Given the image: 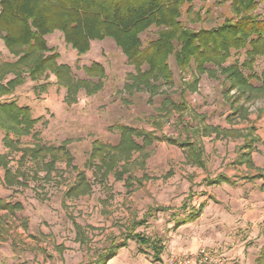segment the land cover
<instances>
[{
	"label": "rangeland",
	"instance_id": "obj_1",
	"mask_svg": "<svg viewBox=\"0 0 264 264\" xmlns=\"http://www.w3.org/2000/svg\"><path fill=\"white\" fill-rule=\"evenodd\" d=\"M190 5L202 16L197 24L187 23L189 17L184 16L185 25L193 30L215 28L233 18L229 0H193ZM257 13L264 18V2ZM157 33L152 28L141 36L145 47L157 39ZM46 40L60 55L58 63L69 65L77 79H87L83 68L93 63L104 67L106 79L101 92L89 97L82 91L72 106L65 103L66 91L57 87L54 75L38 82L28 79L19 87L16 100L20 106L30 107L32 116L42 122L31 136L21 139V146L66 145L73 165L90 180L92 193L66 198L75 172L64 162L57 164L50 177L44 163H28L20 168L21 184L14 186L5 184V171L0 168V199L13 207L0 210V264H96L114 242L128 245L107 264H173L180 256L204 247L218 252L228 264H253L264 247V179L259 178L264 173V96L255 94L245 100L236 90L227 95L221 84L223 76L218 74L215 79L206 74L197 92L187 89L185 99L181 98L186 89L183 81L192 85L197 76L193 70L181 74L171 57L174 84L163 83L159 96L150 101L147 93L125 90L135 70L113 40L92 42L83 56L65 43L61 32ZM0 61H14L1 40ZM263 71L264 59H260L255 72L261 76ZM183 103L185 110L174 106ZM240 106L242 113L235 114ZM119 126L179 143L197 141L206 166L190 165L188 148L157 141L134 155L122 181L110 175L102 185L86 163L96 141L118 144ZM197 126L243 131L258 141L239 136L218 138L215 133L193 137ZM4 137L0 130V158L6 157L16 172L21 154L7 149ZM245 154L251 156L253 168L245 163ZM221 177L231 183L210 184ZM201 206L196 220L180 223ZM133 234L161 239L166 248L162 263L155 260L150 248L129 240Z\"/></svg>",
	"mask_w": 264,
	"mask_h": 264
},
{
	"label": "trees",
	"instance_id": "obj_2",
	"mask_svg": "<svg viewBox=\"0 0 264 264\" xmlns=\"http://www.w3.org/2000/svg\"><path fill=\"white\" fill-rule=\"evenodd\" d=\"M229 1L233 18L215 28L193 30L183 21L185 15L189 17L187 23L202 21L201 14L194 12L190 5L193 0H0V40L14 58L13 62L0 61V130L5 133V147L21 154L20 167L16 172L10 169L6 157L0 158V168L5 171V184H21L23 175L20 168L28 163H44L50 177L52 171L56 172L57 164L64 162L75 172V181L66 192V198L78 199L92 193L90 180L73 165L74 158L66 145L58 148L40 144L21 146V139L31 136L42 118L35 119L30 107L20 106L15 100L4 101L6 97L13 96L28 79L38 82L49 75H54L57 87L66 91L65 103L69 106L78 103V95L82 91L92 97L103 90L106 73L101 64L84 67L87 79H77L69 65L58 63L60 55L48 46L46 40L56 32L63 34L65 43L78 56L86 55L92 42L113 40L135 70L129 76L125 90L132 94L147 93L150 101L159 96L163 83L169 86L174 84L169 65L171 57L175 58L181 74L193 70L194 77L197 76L192 85L183 81L186 89L183 88L181 98L185 99L186 92H197L201 77L206 74L215 79L219 77L218 74L223 76L220 77L221 84L227 95L236 90V94L245 100L253 99L255 94L264 96V71L261 76L255 72L257 62L264 59V18L257 13L264 0ZM186 5L188 8L184 10ZM152 28L158 30L157 39L145 47L141 36ZM254 81L259 86H255ZM174 106L179 110L187 109L185 103ZM239 111L242 113L243 106L235 114ZM117 128L120 132L118 144L96 141L86 163L102 185H106L110 175L122 181L134 155L157 141L188 148V163L199 168L206 166L203 149L197 145V141L179 143L129 126ZM214 133L218 138L239 136L258 141L243 131L211 126L195 127L192 136H211ZM138 140H142V143H138ZM243 159L251 168L254 167L250 155H243ZM259 178L264 179V173ZM222 183L229 184L231 181L223 177L210 181L211 185ZM203 208L192 210L180 223L196 220ZM0 210H13V207L0 199ZM128 238L141 247L150 248L155 260L162 263L165 247L161 239L155 241L139 234ZM127 245L114 242L95 263L107 264ZM257 264H264V247Z\"/></svg>",
	"mask_w": 264,
	"mask_h": 264
},
{
	"label": "built area",
	"instance_id": "obj_3",
	"mask_svg": "<svg viewBox=\"0 0 264 264\" xmlns=\"http://www.w3.org/2000/svg\"><path fill=\"white\" fill-rule=\"evenodd\" d=\"M173 264H228L225 257L210 250L202 248L199 253L193 258L175 259Z\"/></svg>",
	"mask_w": 264,
	"mask_h": 264
},
{
	"label": "crops",
	"instance_id": "obj_4",
	"mask_svg": "<svg viewBox=\"0 0 264 264\" xmlns=\"http://www.w3.org/2000/svg\"><path fill=\"white\" fill-rule=\"evenodd\" d=\"M4 44V43H3ZM6 49V48H5ZM6 51H7V49H6ZM9 53V52H8ZM19 90H20V88H18ZM16 90V92H15V94L13 95V96H11V97H9L7 100H15V101H17L16 100V98H17V96H18V94H19V90ZM163 242V241H162ZM164 245V244H163ZM165 247V246H164ZM207 248V247H206ZM202 249V248H201ZM201 249H199L197 252H195V253H190V254H186V255H183V256H180L179 258H193V257H195L198 253H199V251L201 250ZM210 249V248H209ZM210 250H212V249H210ZM165 251H166V248H165ZM164 251V252H165ZM213 251V250H212ZM163 252V253H164ZM214 252H216V251H214ZM216 253H218V252H216ZM163 255V254H162ZM259 255H260V253H259ZM259 255L258 256H254V260H253V264H256L257 262V259H258V257H259ZM161 258H162V256H161ZM245 263V261H241V263L240 264H244Z\"/></svg>",
	"mask_w": 264,
	"mask_h": 264
}]
</instances>
